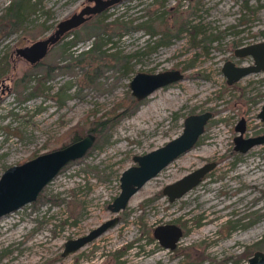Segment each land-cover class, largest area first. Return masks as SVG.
<instances>
[{
	"label": "rangeland",
	"instance_id": "rangeland-1",
	"mask_svg": "<svg viewBox=\"0 0 264 264\" xmlns=\"http://www.w3.org/2000/svg\"><path fill=\"white\" fill-rule=\"evenodd\" d=\"M13 1L0 0V174L59 147L74 125L87 131L100 119L114 121L39 198L0 217V264H245L254 250L264 251L255 244L264 238V143L246 152L233 149L241 116L245 136L264 132L257 116L264 71L228 84L221 70L235 41L264 38V0H122L92 20L119 19L130 27L103 31L83 24L35 64L18 56L11 61L9 54L47 35L87 0H37L19 24L1 19ZM160 15L171 34L154 46L159 33L132 25ZM182 21L194 25V34L179 28ZM170 68L184 77L129 106V81L137 71ZM206 109L213 116L195 145L148 179L117 213L115 225L61 255L66 239L114 214L107 203L118 194L120 172L134 163L133 155L162 145L181 132L187 114ZM210 159L216 166L185 194L169 201L162 193L166 183ZM172 219L182 220L185 230L178 250L150 238L155 224Z\"/></svg>",
	"mask_w": 264,
	"mask_h": 264
},
{
	"label": "water",
	"instance_id": "water-1",
	"mask_svg": "<svg viewBox=\"0 0 264 264\" xmlns=\"http://www.w3.org/2000/svg\"><path fill=\"white\" fill-rule=\"evenodd\" d=\"M93 1V2H91ZM121 0H88L79 10L60 19L52 31L28 44L16 46L13 52L18 57L35 64L42 60L50 47L73 28L80 26L90 17ZM91 2V3H90ZM235 57L251 56L252 63L237 64L233 58L225 59L221 70L231 84L249 73L264 71V39L240 44L233 49ZM184 72L179 68H170L157 72L137 71L129 81L131 94L138 100L148 96L158 87L180 80ZM213 116V111L206 109L192 112L183 119L181 132L144 153L133 155L134 163L125 167L119 175L120 190L107 208L114 213L104 221L76 237H70L63 243L61 255H68L92 241L109 227L119 221L118 212L123 210L131 196L151 177L181 153L195 145L203 134L205 126ZM257 116L264 120V102ZM236 134L233 137V149L246 152L256 144L264 143V132L245 136L246 123L241 116L235 123ZM96 134L89 130L80 138L61 147H57L21 162L7 166L0 174V217L21 205L35 200L44 186L56 176L70 161L83 157L94 145ZM216 166L215 160L206 161L184 173L175 180L166 183L162 192L172 201L197 185L202 178ZM181 234V229L173 223L156 226L153 235L166 248H174ZM245 264H264V251L256 249Z\"/></svg>",
	"mask_w": 264,
	"mask_h": 264
},
{
	"label": "trees",
	"instance_id": "trees-1",
	"mask_svg": "<svg viewBox=\"0 0 264 264\" xmlns=\"http://www.w3.org/2000/svg\"><path fill=\"white\" fill-rule=\"evenodd\" d=\"M35 3H37V0L33 1V2H32V0H14L12 4H10L6 7L5 14L1 16V19L3 17H5L9 21L17 22V24H19L22 20V15L24 14V11H26L27 9H30L31 6ZM148 11L151 12V10H149V9H148ZM84 24H89L90 27L93 29L101 28L103 31H108L110 29H113V25L118 26L119 29H127L128 27H130L128 24L125 23V21H122L119 19H114V20H111L109 22H106V21H104V19L100 18V19H95V20H88ZM178 26L180 29H189L194 34V31H195L194 25H189L185 21H182V22H180V24ZM132 27L133 28H145L146 31L149 32L151 35H155V34L159 33L161 36L158 39H156L154 46L164 42V39L171 34V28L166 25V17L161 16V15L157 16V17H155L152 20L147 21V22L144 21V22L136 23V24L132 25ZM28 35L31 38L34 37V35L32 33L28 32ZM75 39H76V37L73 40H75ZM239 44L240 43L238 41H235L232 46L235 47ZM110 56L115 57V59H117V60H120V58H121L119 56L113 55V53ZM1 60H3V59L0 57V62H1ZM7 60H8L7 57H4V62ZM1 65L2 64L0 63V67H2ZM38 90H40V89H38ZM138 102H139V100L136 99L135 97H133L129 102L130 103L129 106L136 105ZM112 118L113 117L100 119L96 123L97 125H95V128L88 129L87 131H89V130L93 131L96 134V136L99 137V139H100V137H102L103 130H106L108 127H110L113 124L114 120ZM87 131H85L82 127H79L77 125L70 127V129L63 134L62 139L59 141L61 143L59 145V147L65 145V144H67L73 140L80 138ZM97 140L98 139L95 140V143L92 147H94L96 145ZM40 196H41V192L39 193L37 198H39ZM150 238L153 239L152 236H150ZM255 244H257L256 246H258L259 248L264 249V238H261ZM180 250H182V248ZM120 252L121 251H118V254H120ZM245 254H247V256H248L249 253L247 252V250L245 251ZM234 264H236V263H234Z\"/></svg>",
	"mask_w": 264,
	"mask_h": 264
},
{
	"label": "flooded vegetation",
	"instance_id": "flooded-vegetation-1",
	"mask_svg": "<svg viewBox=\"0 0 264 264\" xmlns=\"http://www.w3.org/2000/svg\"><path fill=\"white\" fill-rule=\"evenodd\" d=\"M122 1V0H121ZM88 2V0L85 2V3H87ZM91 2H93V1H91ZM90 2V3H91ZM84 3V4H85ZM114 5H116V3L115 4H113V5H111V6H108L107 8H105V9H103L102 11H100V12H98V13H95V14H93L91 17H90V19H88V20H92L94 17H101V16H103V15H106V12L109 10V8H112ZM82 7V6H81ZM80 7V8H81ZM79 8V9H80ZM87 20V21H88ZM87 21H85V22H87ZM109 21H111V20H107L106 22H109ZM84 22V23H85ZM84 23H82L81 25H83ZM80 25V26H81ZM79 27V26H78ZM78 27H76V28H78ZM76 28H73V29H71L70 31H72V30H75ZM53 30V29H52ZM70 31H68V32H70ZM68 32H66V33H68ZM66 33L62 36V38L66 35ZM264 39V38H263ZM262 40V39H261ZM240 45V44H239ZM238 46V45H237ZM236 47V46H235ZM234 47V48H235ZM233 48V49H234ZM233 49L232 50H230V55H228V57H226V59H228V58H233L234 60H235V62L237 63V64H249V63H252L253 62V59H252V57L251 56H242V57H235L234 56V54H233ZM232 52V53H231ZM9 56H10V59H11V61L13 60H15V57H17V55H15L14 54V52L12 51L10 54H9ZM1 71V70H0ZM223 73V72H222ZM224 75V74H223ZM225 76V75H224ZM245 76V75H244ZM243 76V77H244ZM242 78V77H241ZM225 80H226V76H225ZM1 81H3V79L2 80H0V82ZM238 81V80H237ZM227 82V81H226ZM234 83V82H233ZM229 84V83H228ZM232 84V83H231ZM211 160V159H210ZM217 164V163H216ZM210 172V171H209ZM208 174V173H207ZM207 174H205V176L207 175ZM204 176V177H205ZM203 177V178H204ZM202 178V179H203ZM163 193V192H162ZM164 194V193H163ZM165 195V194H164ZM168 198V197H167ZM170 201V200H169ZM166 223H173V224H175V225H177L178 227H180V229H181V234L179 235V237H178V239H177V241H176V244H175V247L174 248H167V249H171V250H178V246H179V240H180V238H181V236L183 235V233H184V227H183V222H182V220H180V219H172V220H169V221H165V222H160V223H158V224H155L154 226H153V228H152V235H153V230H154V228L156 227V226H159V225H163V224H166ZM153 240L155 241H157V243L156 244H158L159 246H162V247H164L160 242H159V240L157 239V238H155L154 237V235H153ZM129 245V244H128ZM164 248H166V247H164ZM92 261L89 263V264H102V263H95L93 260L94 259H91Z\"/></svg>",
	"mask_w": 264,
	"mask_h": 264
},
{
	"label": "bare ground",
	"instance_id": "bare-ground-1",
	"mask_svg": "<svg viewBox=\"0 0 264 264\" xmlns=\"http://www.w3.org/2000/svg\"><path fill=\"white\" fill-rule=\"evenodd\" d=\"M151 108V107H150ZM256 231V228H253L249 233H248V237L251 236L253 234V232Z\"/></svg>",
	"mask_w": 264,
	"mask_h": 264
}]
</instances>
